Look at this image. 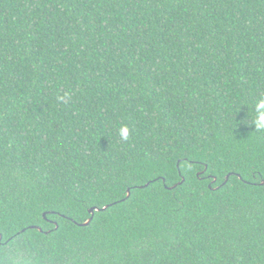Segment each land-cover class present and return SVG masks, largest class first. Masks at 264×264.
I'll list each match as a JSON object with an SVG mask.
<instances>
[{"label":"trees","instance_id":"trees-1","mask_svg":"<svg viewBox=\"0 0 264 264\" xmlns=\"http://www.w3.org/2000/svg\"><path fill=\"white\" fill-rule=\"evenodd\" d=\"M261 99L264 0H0V264H264Z\"/></svg>","mask_w":264,"mask_h":264},{"label":"clouds","instance_id":"clouds-1","mask_svg":"<svg viewBox=\"0 0 264 264\" xmlns=\"http://www.w3.org/2000/svg\"><path fill=\"white\" fill-rule=\"evenodd\" d=\"M257 131L264 130V99H261L255 106V116L252 120ZM120 137L127 141L129 138V129L127 126H122L120 129Z\"/></svg>","mask_w":264,"mask_h":264},{"label":"water","instance_id":"water-1","mask_svg":"<svg viewBox=\"0 0 264 264\" xmlns=\"http://www.w3.org/2000/svg\"><path fill=\"white\" fill-rule=\"evenodd\" d=\"M260 185L261 186H263L264 185V181H262L261 183H260ZM128 194H127V196L129 195V192H127ZM106 208H103V209H101V210H99V209H97V208H91L90 210H89V214L91 215V218H92V216H93V214H94V211H103V210H105ZM91 218L89 219V220H87L85 223H83V224H81V225H79V226H83V227H85V226H87L88 224H89V222H90V220H91ZM39 231H40V229H38ZM0 239H1V237H0Z\"/></svg>","mask_w":264,"mask_h":264}]
</instances>
